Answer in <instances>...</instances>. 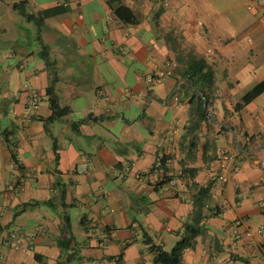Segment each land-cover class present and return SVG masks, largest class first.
Segmentation results:
<instances>
[{
  "label": "crops",
  "instance_id": "1",
  "mask_svg": "<svg viewBox=\"0 0 264 264\" xmlns=\"http://www.w3.org/2000/svg\"><path fill=\"white\" fill-rule=\"evenodd\" d=\"M187 1L130 0L127 24L108 0H0V264H154L143 233L172 248L196 219L191 182L211 197L181 264H264V92L233 110L234 82H259L264 61L228 73L238 46L259 49L264 3L247 0L254 18L238 28ZM189 53L225 66L206 119Z\"/></svg>",
  "mask_w": 264,
  "mask_h": 264
},
{
  "label": "trees",
  "instance_id": "2",
  "mask_svg": "<svg viewBox=\"0 0 264 264\" xmlns=\"http://www.w3.org/2000/svg\"><path fill=\"white\" fill-rule=\"evenodd\" d=\"M109 3H112L114 15L124 23L134 24L136 23V17L129 4L125 3L123 0H108ZM59 9H45L40 12L39 18L43 19L48 15H51L57 12ZM189 63V75L188 79L192 83L194 89V97H197L196 111L199 118L206 119V113L204 104L209 103L210 95L213 92V85L215 81V71L213 66L201 56H196L194 54H186L185 56ZM51 91V86L48 88V92ZM202 93L201 96L198 95V92ZM262 92H264V78L247 90L239 100L233 105V110L239 112L247 103L255 99ZM68 107H54V115L60 116L68 112ZM54 150L56 149V144L53 145ZM11 156L14 159V154L11 152ZM165 163V157H161L158 160L156 168H163ZM187 171L190 175H193L191 168H185L184 172ZM177 178L176 176H164L160 181L157 182V185H162L169 183L173 179ZM183 177L181 174L179 178ZM61 189L60 198L61 204L63 205V196L64 190H62L63 184L58 185ZM191 186L196 189L194 194V210L193 213L196 216L193 222H186L182 227V232L180 238L175 242L170 250L164 249L161 245H158L153 242L152 236L150 234L143 233V242L148 245L149 249L153 252V263L154 264H181L182 256L185 250L193 249L196 244V237L202 232L203 226L200 224V221L203 217L201 211L206 207L208 199L211 197L210 194V185L199 186L195 182H191ZM59 189V190H60ZM30 205L23 204V207ZM135 239H130L124 241V246H128ZM37 256V254H35ZM74 254H69L66 262L63 264H70V259H72ZM58 264H61L59 262Z\"/></svg>",
  "mask_w": 264,
  "mask_h": 264
},
{
  "label": "rangeland",
  "instance_id": "3",
  "mask_svg": "<svg viewBox=\"0 0 264 264\" xmlns=\"http://www.w3.org/2000/svg\"><path fill=\"white\" fill-rule=\"evenodd\" d=\"M185 3L190 6V8L195 7L199 11V19H202V21L207 25L209 24V26H212L214 22H218V25L230 23L232 26L236 25V27L240 28L249 23L251 18H254V13L247 8V0H188ZM200 24L202 25V23ZM206 24H203V26L205 27ZM258 48L256 54L248 55L249 48L247 46H238L236 54L232 58V68L235 70L229 71L228 73L241 74V72L236 69L240 68L243 64L248 65L249 63H253L254 66L256 64H261L264 61V39L261 41L260 45H258ZM224 67L223 64L218 67L221 71L215 72L216 77H222V73H225V71H223V69H225ZM260 75H262L260 72H255L246 78L241 77L238 83L234 82V97L240 98L247 90L257 83Z\"/></svg>",
  "mask_w": 264,
  "mask_h": 264
},
{
  "label": "built area",
  "instance_id": "4",
  "mask_svg": "<svg viewBox=\"0 0 264 264\" xmlns=\"http://www.w3.org/2000/svg\"><path fill=\"white\" fill-rule=\"evenodd\" d=\"M123 1L125 3H129L130 2V0H123ZM256 2H257V4L261 5V4L264 3V0H256ZM148 78L150 80H152V77H148ZM37 103H38V98L36 96H33L32 98H30V100H29L30 107L36 108L37 107ZM217 151L220 153V155L222 157H225L226 158L227 155H226L225 151L222 148H217ZM87 167H88L87 162L86 161H82V163H81V169H79L78 172L79 173L80 172H83ZM227 232H229V233H231V234H233L235 236L238 235V230H237L236 226L235 225H232V224L230 226H228Z\"/></svg>",
  "mask_w": 264,
  "mask_h": 264
}]
</instances>
